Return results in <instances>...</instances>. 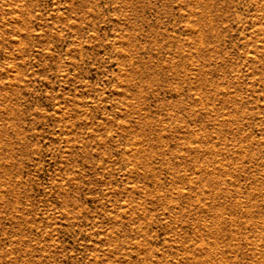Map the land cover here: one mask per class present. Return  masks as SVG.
I'll list each match as a JSON object with an SVG mask.
<instances>
[{"label":"rangeland","instance_id":"rangeland-1","mask_svg":"<svg viewBox=\"0 0 264 264\" xmlns=\"http://www.w3.org/2000/svg\"><path fill=\"white\" fill-rule=\"evenodd\" d=\"M0 264H264V0H0Z\"/></svg>","mask_w":264,"mask_h":264}]
</instances>
